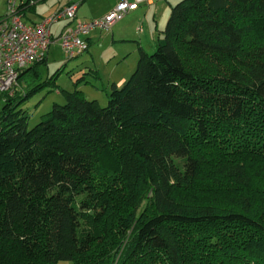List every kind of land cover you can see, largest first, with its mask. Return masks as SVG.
Listing matches in <instances>:
<instances>
[{
	"label": "trees",
	"instance_id": "trees-1",
	"mask_svg": "<svg viewBox=\"0 0 264 264\" xmlns=\"http://www.w3.org/2000/svg\"><path fill=\"white\" fill-rule=\"evenodd\" d=\"M163 33L106 107L64 91L29 128L47 57L0 96V264H264V0Z\"/></svg>",
	"mask_w": 264,
	"mask_h": 264
},
{
	"label": "rangeland",
	"instance_id": "rangeland-1",
	"mask_svg": "<svg viewBox=\"0 0 264 264\" xmlns=\"http://www.w3.org/2000/svg\"><path fill=\"white\" fill-rule=\"evenodd\" d=\"M25 1L29 0H17L18 6ZM71 1L80 5L78 18L71 21L61 20L54 24V42L47 61L37 66L40 82L47 84L20 106L29 117V128L40 123L55 104H65L64 91H82L88 100H96L102 107H106L112 85L127 82L135 72L141 54L140 42L148 54L156 51L158 40L164 36L172 6L181 0H152V5H140L138 10L117 22L110 31L95 30L97 35L94 36V43L74 58L64 52L60 42H55L65 24L70 23L75 27L78 20L93 19L121 0H31L28 7H33L24 11V20L31 23L39 22L43 17L48 19ZM9 11L10 0H0V19L5 18ZM117 26L118 30L115 31ZM22 90L23 87L19 84V91ZM4 100L0 97V116L4 109ZM58 264L75 263L63 261Z\"/></svg>",
	"mask_w": 264,
	"mask_h": 264
},
{
	"label": "built area",
	"instance_id": "built-area-1",
	"mask_svg": "<svg viewBox=\"0 0 264 264\" xmlns=\"http://www.w3.org/2000/svg\"><path fill=\"white\" fill-rule=\"evenodd\" d=\"M146 2L150 1L123 0L100 19L78 20L75 27L70 25L61 34L59 42L62 49L71 58L78 56L89 49V43L84 37L95 30L110 31L117 22ZM25 3L27 1L22 2L21 5ZM19 8L17 0H10L9 14L0 19V96L15 95L19 88L20 73L47 57L54 42L53 25L61 20L77 19L80 5L71 3L37 24L25 22Z\"/></svg>",
	"mask_w": 264,
	"mask_h": 264
},
{
	"label": "crops",
	"instance_id": "crops-1",
	"mask_svg": "<svg viewBox=\"0 0 264 264\" xmlns=\"http://www.w3.org/2000/svg\"><path fill=\"white\" fill-rule=\"evenodd\" d=\"M123 0H121L120 2H122ZM128 1H133V0H128ZM150 2H148V3H144V4H153V1L152 0H149ZM73 1H71V2H69V3H72ZM120 2H118L117 4H119ZM68 3V4H69ZM67 4V5H68ZM117 4H115L114 6H111L109 9H107L106 11H104L103 13H101V14H98V15H96V16H94V18L92 19H90V20H86V21H91V20H95V19H100V18H102V17H104L105 15H107L109 12H111L114 8H115V6L117 5ZM22 5L20 4L19 5V7H21ZM63 7V6H62ZM140 8V7H139ZM138 8V9H139ZM24 9H26L25 7L22 9L21 8V12H22V10H24ZM137 9V10H138ZM24 12V11H23ZM134 12V11H133ZM132 12H130L129 14H131ZM128 14V15H129ZM23 15V18L25 17L24 16V14H22ZM26 15V14H25ZM50 15V14H49ZM48 15V16H49ZM52 15V14H51ZM127 15V16H128ZM47 16V17H48ZM78 17V16H77ZM46 17H43L39 22H31V23H28V24H37V23H40L43 19H45ZM117 24V23H116ZM115 24V25H116ZM54 26V25H53ZM68 26H70V23H67V24H65V26L62 28V30H61V32H60V35H59V37L57 38V40L55 41V42H59V38H60V36H61V34L63 33V31L65 30V28H67ZM118 27L119 26H117V27H115V31H117L118 30ZM114 28V27H113ZM123 28V27H122ZM122 31H124L123 29H122ZM93 32V33H92ZM88 36H86V37H84L87 41H88V43H89V45L93 42L94 43V40H95V37L94 36H96L97 35V33L95 32V31H92ZM52 33H53V28H52ZM53 37H54V34H53ZM140 48H143V46H142V44H141V42H140ZM144 49V48H143ZM125 82H121V84L120 85H118V86H122L123 84H124Z\"/></svg>",
	"mask_w": 264,
	"mask_h": 264
}]
</instances>
